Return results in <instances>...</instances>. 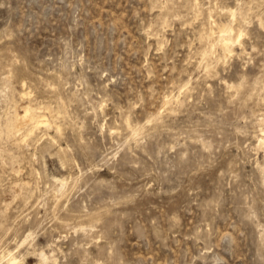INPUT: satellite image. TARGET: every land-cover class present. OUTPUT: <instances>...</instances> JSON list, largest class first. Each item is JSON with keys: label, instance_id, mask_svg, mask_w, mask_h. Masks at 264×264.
Segmentation results:
<instances>
[{"label": "rangeland", "instance_id": "rangeland-1", "mask_svg": "<svg viewBox=\"0 0 264 264\" xmlns=\"http://www.w3.org/2000/svg\"><path fill=\"white\" fill-rule=\"evenodd\" d=\"M261 128L264 0H0V264H264Z\"/></svg>", "mask_w": 264, "mask_h": 264}, {"label": "bare ground", "instance_id": "bare-ground-1", "mask_svg": "<svg viewBox=\"0 0 264 264\" xmlns=\"http://www.w3.org/2000/svg\"><path fill=\"white\" fill-rule=\"evenodd\" d=\"M196 12V11H195ZM232 16H234V14H232ZM212 29V28H211ZM233 26L232 25H230L229 23H220L219 25H217V40H218V43H219V45H220V47H221V49H222V51L224 52V53H228V52H230V51H232V49H233V44L235 43V42H239V40H240V36L242 35V32H241V30L240 29H238V31H236V32H234L233 31ZM205 30V29H204ZM203 30V31H204ZM207 31V33H209L208 32V30H206ZM205 31V32H206ZM204 32V33H205ZM210 34V33H209ZM206 35V34H205ZM211 35H212V33H211ZM207 36V35H206ZM205 36V37H206ZM215 36V35H214ZM214 36H213V38H214ZM209 37V36H208ZM200 38H201V36H200ZM212 38V39H213ZM207 39V38H206ZM209 39V38H208ZM207 39V40H208ZM211 39V38H210ZM214 41H215V39H214ZM210 42V41H209ZM217 43V44H218ZM213 44H215V42H213ZM211 46V45H210ZM215 46V45H214ZM218 47V46H217ZM211 48H213L212 46L210 47V49ZM212 50V49H211ZM216 50V49H215ZM213 51V50H212ZM201 52V51H200ZM222 52V53H223ZM202 53V52H201ZM206 53V52H205ZM204 54V53H203ZM212 55H213V52H212ZM223 55H225V54H223ZM219 58V57H218ZM207 66V65H206ZM24 85V84H23ZM29 91V90H28ZM27 95H29V94H27ZM31 95V94H30ZM165 98V97H164ZM55 110V109H54ZM38 117V116H37ZM17 118L19 119V121L21 122V123H28V122H36V124H37V122H39L37 119H36V116H35V114L31 111V108L30 107H26L25 108V110L23 111V113L22 114H20V115H18L17 114ZM41 118V117H40ZM48 120V119H47ZM46 119L45 120H42L41 122H48ZM53 123V122H52ZM35 124V123H34ZM43 124V123H42ZM51 124V123H50ZM54 124V123H53ZM56 124V123H55ZM128 125V124H127ZM36 126H38V125H36ZM16 127V126H15ZM18 127V126H17ZM134 127V126H133ZM31 128H33V127H31ZM30 128V129H31ZM55 128H57L58 129V126L56 127L55 126ZM129 128V127H128ZM7 129V128H6ZM8 129H10V128H8ZM14 130V129H13ZM32 130V129H31ZM31 130L29 131V133L31 132ZM8 131V130H7ZM18 131H20V130H18ZM17 131V132H18ZM133 131V130H132ZM135 131V130H134ZM9 132V131H8ZM7 132V133H8ZM136 132H137V130H136ZM6 133V134H7ZM28 133V132H27ZM133 134H135V133H133ZM27 135H29V134H27ZM131 135H132V133H131ZM13 136H14V134H13ZM23 136V135H22ZM25 136H26V134H25ZM27 137V136H26ZM23 138H25V137H23ZM17 139V138H16ZM24 140H26V139H24ZM258 142L260 143V144H264V128H261L260 129V134H259V136H258ZM61 181V183H62V180H60ZM62 185V184H61ZM27 235H28V233L24 236V238H23V240L27 237ZM30 235V234H29ZM21 242H24V241H21ZM21 245V244H20ZM38 256H39V261H38V264H45L47 261H48V259L50 258V256L49 255H47V253H45L42 249L41 250H39L38 251ZM38 256H37V258H38ZM3 258H4V263L5 264H20L19 262H22L21 260L19 261V259H17L18 257H16V255L15 254H13L11 251H8L5 255H3ZM23 260V259H22ZM53 261H54V263L56 264V260H55V257L53 258ZM3 263V264H4Z\"/></svg>", "mask_w": 264, "mask_h": 264}]
</instances>
